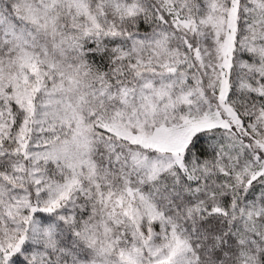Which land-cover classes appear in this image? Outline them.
Instances as JSON below:
<instances>
[{
	"label": "snow or ice",
	"instance_id": "6c2138e0",
	"mask_svg": "<svg viewBox=\"0 0 264 264\" xmlns=\"http://www.w3.org/2000/svg\"><path fill=\"white\" fill-rule=\"evenodd\" d=\"M0 264H264V0H0Z\"/></svg>",
	"mask_w": 264,
	"mask_h": 264
}]
</instances>
